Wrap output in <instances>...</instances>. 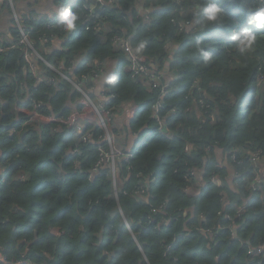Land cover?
I'll use <instances>...</instances> for the list:
<instances>
[{"label": "trees", "instance_id": "16d2710c", "mask_svg": "<svg viewBox=\"0 0 264 264\" xmlns=\"http://www.w3.org/2000/svg\"><path fill=\"white\" fill-rule=\"evenodd\" d=\"M138 1L118 0L117 12L99 8L89 22L81 9L70 46L107 56L111 45L101 48L98 30H86L106 15L109 37L139 26L132 44L143 46L155 63L176 49L170 63L180 78L164 95L167 131L149 109L158 90L124 73L114 82L118 103L145 108L133 124L138 135L129 171L126 165L113 175L104 168L91 177L98 157L93 143L81 145L83 152L75 157L66 131L15 113L9 104L29 99L31 109L40 104L41 114H66L80 95L67 85L59 94L47 83L34 87L19 51L0 56V95L6 102L0 108V264H264V248L258 252L264 244V29L247 25L261 0H217L225 9L221 26L205 30L196 7L187 4L193 28L182 33L171 23L174 0H144L153 10L149 20L139 15ZM244 26L257 33V42L241 55L230 33ZM197 38L210 59L201 55ZM197 80L211 115L202 114L197 103ZM216 146L241 161L229 160L232 183ZM213 173L223 185L212 181ZM238 174L240 183L234 185ZM137 189L146 192L140 196ZM225 191L229 201L222 203ZM163 203L162 210L152 211ZM51 227L62 233L52 235Z\"/></svg>", "mask_w": 264, "mask_h": 264}, {"label": "built area", "instance_id": "2783aa9c", "mask_svg": "<svg viewBox=\"0 0 264 264\" xmlns=\"http://www.w3.org/2000/svg\"><path fill=\"white\" fill-rule=\"evenodd\" d=\"M22 1V2H21ZM36 2L37 7L48 10V14L41 18L38 17L35 12L31 13L27 7L25 9L19 8V4L25 5V0H0V22L2 20V12L7 13L11 17V22H8L6 34H3L0 29V56L4 55L11 51H19L22 60H23V71L32 75L34 79V87H38L43 83H47L49 86H52L53 83L59 81V79H64L69 81L73 86V93L80 95L82 97V102L90 103V111L94 113H82L77 112L74 117L71 116L65 117L62 114L53 115V114H41L37 111L40 104L35 103L34 109L30 107L29 99H19L14 101L12 104H9L11 109L15 113H20L28 117L27 122L32 123H42L44 125H55L53 128L56 130L58 128H66L73 136H75L80 142L88 144L93 143L94 147L97 150L98 157L95 160L90 176H95L100 173L104 168H110L113 175H116L117 172L121 170L122 167H126L127 170H131L130 161L134 157V152L132 151H122L116 148L115 146V134L112 129V115L114 114L113 108L110 107L109 103L106 106L98 107L94 105V102L91 97V91L93 89L92 80L94 77L100 75L103 69V61H98L95 59V64L90 69L79 72L74 70L75 61L71 60L69 63H56L48 60L42 53L46 51V48L51 40L55 36V29H62L57 20L54 18L48 5H44L47 1L50 0H33ZM66 0L57 1L55 5L59 7H64L63 3ZM176 5V11L174 12L171 23L176 28L178 33L184 31H189L193 26V21L187 16L192 13V9L188 8L189 6L193 7L196 5V0H174ZM117 3L118 0H96L94 6L89 4H83V10L86 20L92 19L95 13V5L101 8L102 10L115 11L117 12ZM189 4V6H186ZM77 5L75 0L70 7ZM49 8V9H48ZM77 11L75 8H73ZM151 7L144 6L139 8V15H143L145 20L151 19ZM51 12V13H50ZM184 15V19H180V15ZM97 18V17H96ZM108 16L104 15L100 17L99 20L93 25H87L86 30H100L101 21L106 22ZM38 25H41L40 29L36 28ZM130 35H113L110 37L111 42L116 46H119L124 54V58L129 62L127 69L132 80L135 83H141L143 79L150 77V81L147 83L150 90H158V100L153 104L152 111L153 116L155 117L157 123L161 126L162 131H167L166 118L167 116L163 113L165 109L164 104V95L170 84L165 82L164 72L151 70L150 63L153 61L152 58H149L140 48L137 50V47H134L131 41ZM44 65V66H42ZM44 67L46 70H44ZM124 70L126 67L123 66ZM71 73L78 74L77 78H72ZM180 78V76H179ZM25 80V79H24ZM196 90L198 96V104L201 109H203L202 114H210L211 106L207 102V98L202 93V87L200 81L197 80L193 86ZM116 93H112V97L115 98ZM6 104L5 99L0 95V108ZM213 114V113H212ZM79 117H84V120L78 121ZM138 117V109L136 105L131 106L125 111L123 125L130 126L133 121ZM190 144H187L186 149L189 150ZM207 154L210 151V146L207 147ZM82 150L79 146H76L74 149V156L82 154ZM211 154H209L208 159H211ZM231 160L233 162H241L237 160V155L231 154ZM223 167V166H220ZM196 176V173H195ZM240 174L235 177V185L240 183L239 181ZM220 175L219 173H213L212 181L217 185L219 184ZM221 182V180H220ZM146 189H137L136 193L140 196L144 195ZM222 200H225L224 192H221ZM165 204H161L158 207H153V212H158L164 208ZM50 233L52 235H57L60 232L56 228H50ZM264 244L258 249V252H262ZM28 264H32L31 262Z\"/></svg>", "mask_w": 264, "mask_h": 264}, {"label": "crops", "instance_id": "0c3cea01", "mask_svg": "<svg viewBox=\"0 0 264 264\" xmlns=\"http://www.w3.org/2000/svg\"><path fill=\"white\" fill-rule=\"evenodd\" d=\"M57 1L60 0H50L47 1L46 3H44V5H48V7L50 8L52 14L54 15L55 13H57V9H59L60 7L55 5ZM68 1H75V0H68ZM80 3L81 2H85L87 4H89L90 6H94L95 1L96 0H77ZM141 1V2H140ZM137 2V6L138 8H143L145 6V1L144 0H140ZM22 2V1H21ZM25 5L19 4V8L21 9H25V7H27L29 9L30 14L35 12L34 14H36L38 17L40 16L41 18L45 17L48 14V10L42 9L40 7H37L36 2L33 0H25ZM48 8V9H49ZM98 7H96L95 5V13L93 18H96L99 16V9H97ZM50 12V13H51ZM153 12V10H151L150 14ZM128 14L125 15L127 17V23L128 21H130L131 25H132V13L130 11L127 12ZM83 18H85V15L83 16ZM91 21L90 19H87V22ZM126 21V20H125ZM8 22H11V17L10 15H8L7 13L2 12V20L0 22V29L2 31L3 34H6L8 26L6 25ZM101 29L98 30L97 32H99L97 39L100 41L98 42L100 44L101 48H106L108 44L111 45V49L110 51H108V55L106 56H101V55H89V48L86 49H72L70 46L73 44L72 42V32H66L63 29H55V36L53 38V40L50 41V43L48 44L47 48H46V53L53 57L52 59H48L50 61H52L54 64L56 63H69L71 60H74L75 63V68L74 70H79V72L81 71H85L87 69H90L91 67L94 66L95 64V59L98 61H103V69L100 73L99 76L94 77V80H92L93 83V89L91 91V97L92 100L94 102V105L98 106V107H103L110 104V107L113 108L114 114L112 115V120H113V124L112 129L113 132L115 134V146L117 149L122 150V151H132V147L135 146L136 143V137H137V132L133 130V124L134 122L139 118H137L130 126H126L123 125L124 122V114L125 111L130 108L133 105H136L134 101L131 102H120L119 100H117L119 98V93L114 89V82L115 80L121 76L123 73L124 74H129L128 73V69L127 66L129 64V62L127 61L126 58H124V54L122 49L119 46H116L113 42H111L110 37L108 35V33L110 31H112L111 28V24L109 23L108 20H106V22L101 21ZM129 24V23H128ZM130 25V24H129ZM135 26L133 25V28ZM193 28V26L191 27V29ZM139 29V26H138ZM138 29L136 31V33L133 31V35L137 34ZM190 29V30H191ZM134 30V29H133ZM189 30V31H190ZM127 30H124V32L122 34L118 33L119 35H123V36H127L129 34ZM116 35V34H114ZM133 36H131L132 39ZM71 48V49H70ZM138 48H140L142 51L144 50L143 46H139L136 49L139 50ZM71 52V54H70ZM176 54V49L175 47H171L167 50V56L163 58L162 61H156L159 63H155V61L153 60L150 65H151V70L153 71L154 69L157 71H161L164 72L165 74V82H167L168 84H171L172 81L175 80V78H179V74L178 71H174L171 68V61L173 60L174 56ZM44 66V65H42ZM123 66L126 67V70H124ZM46 70V69H44ZM72 78H77V76H79L78 74H73L71 73ZM130 75V74H129ZM32 77V75H31ZM131 77V76H130ZM33 78V77H32ZM150 81V77L143 79L141 84H145V86H148L147 83ZM71 87L73 89V85L67 80L64 79H59V81H56L55 83L52 84V86L50 87H56L55 88V93L59 94V93H63L65 88V86ZM112 93H116L115 98L112 97ZM157 100H158V96H157ZM156 100V101H157ZM155 101V102H156ZM76 103L77 106L71 104V103ZM154 102V103H155ZM165 102V101H164ZM71 103L69 104V107H71L70 111H68L66 114L64 111L62 110H58V112H61V114L65 117L71 116L74 117L76 115L77 112H82L84 113H94L93 111H90V107L92 106L90 103H84L82 102V97H80L79 101H75L72 100ZM153 103V104H154ZM152 105H150V110L152 111ZM68 107V106H66ZM144 109H141V114L144 112ZM95 114V113H94ZM84 117H79L78 121L84 120ZM169 132V131H168ZM72 137V139L74 140V146H80L83 145L82 142H80L75 136L70 135ZM215 155L218 158V160L223 164V167L228 171L229 174V180L232 183V181H234V170L229 162V160L231 161V159L229 158V155H227V153H225L223 148H220L219 146H216L215 148ZM203 176V171L200 169H198L196 171V176L195 179L197 178V183L199 184L201 181L199 180V178H201ZM223 185V180L222 182H220L219 180V184ZM233 185V184H232ZM231 185V189H234L233 186ZM235 185V184H234ZM189 189V187L187 188V190ZM225 194V200H222L221 197V201L222 203H226L227 200L229 201L227 192H224Z\"/></svg>", "mask_w": 264, "mask_h": 264}, {"label": "clouds", "instance_id": "9594fccd", "mask_svg": "<svg viewBox=\"0 0 264 264\" xmlns=\"http://www.w3.org/2000/svg\"><path fill=\"white\" fill-rule=\"evenodd\" d=\"M73 2L74 1L66 0L63 3L64 7H60L59 9H57V13H56L58 25L64 31L69 33L73 32L78 27V23L80 22L81 9L82 12L84 13L82 6L83 4H85V2L80 3L79 1H77L76 6L74 5V7H70L69 5L72 4ZM195 7L197 9L196 14L200 16L199 24L202 30L207 29L208 26L210 25L221 26L222 18L225 15V9L221 6V4L217 2V0H204L203 3H197ZM73 8H75L77 11H75ZM247 25L254 26L256 29H264V0H261V6L257 7L255 11L249 13L247 18ZM230 40L236 47V50L241 55H243L246 52L250 51L253 48V46L256 44L257 33L248 26L240 27L238 30H234L230 33ZM201 42H202V38H197L196 46L199 49L203 58L205 60H208L211 58L212 53L205 50L204 48H200ZM76 96L78 95L76 94ZM137 109H138V116H141V109L138 108V106ZM59 129L66 131L68 135H73L71 131H69L66 128H59ZM79 148L81 149V145L79 146ZM73 149H75V146L73 147ZM51 228H56V227H51ZM60 234H57L56 236ZM36 239L37 241H40L41 238H36ZM25 241L27 242V240Z\"/></svg>", "mask_w": 264, "mask_h": 264}, {"label": "rangeland", "instance_id": "374dc122", "mask_svg": "<svg viewBox=\"0 0 264 264\" xmlns=\"http://www.w3.org/2000/svg\"><path fill=\"white\" fill-rule=\"evenodd\" d=\"M43 55L46 56L49 59H52L53 57L49 56L44 50L42 51ZM69 89H72L71 87H69ZM153 114V111H151ZM229 158L231 159V156H229Z\"/></svg>", "mask_w": 264, "mask_h": 264}, {"label": "water", "instance_id": "95a60500", "mask_svg": "<svg viewBox=\"0 0 264 264\" xmlns=\"http://www.w3.org/2000/svg\"><path fill=\"white\" fill-rule=\"evenodd\" d=\"M137 29H138V26H135V27H134V32H135V33H136Z\"/></svg>", "mask_w": 264, "mask_h": 264}]
</instances>
